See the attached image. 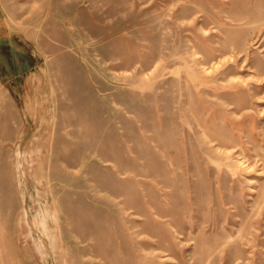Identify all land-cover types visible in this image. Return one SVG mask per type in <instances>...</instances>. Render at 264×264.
<instances>
[{
  "label": "rangeland",
  "instance_id": "rangeland-1",
  "mask_svg": "<svg viewBox=\"0 0 264 264\" xmlns=\"http://www.w3.org/2000/svg\"><path fill=\"white\" fill-rule=\"evenodd\" d=\"M0 264H264V0H0Z\"/></svg>",
  "mask_w": 264,
  "mask_h": 264
},
{
  "label": "bare ground",
  "instance_id": "bare-ground-1",
  "mask_svg": "<svg viewBox=\"0 0 264 264\" xmlns=\"http://www.w3.org/2000/svg\"><path fill=\"white\" fill-rule=\"evenodd\" d=\"M203 129V128H202ZM205 130V129H204ZM203 130V131H204ZM210 139H211V137H210ZM213 140V139H212ZM212 140H210V141H212ZM218 143V142H217ZM218 145H223V144H221V143H218ZM240 146V145H239ZM217 147H219V146H217ZM231 149H235V146H232V148ZM238 151H240V150H238ZM237 150L235 151V152H238ZM232 154H234V153H232V152H227V155L229 156V155H232ZM240 154V152L237 154V155H239ZM241 159V157L239 156V158L237 159V161H239Z\"/></svg>",
  "mask_w": 264,
  "mask_h": 264
}]
</instances>
